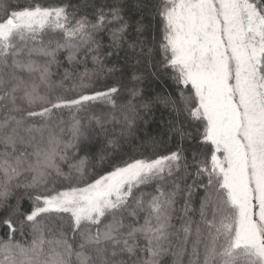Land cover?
<instances>
[{
    "label": "snow or ice",
    "instance_id": "snow-or-ice-1",
    "mask_svg": "<svg viewBox=\"0 0 264 264\" xmlns=\"http://www.w3.org/2000/svg\"><path fill=\"white\" fill-rule=\"evenodd\" d=\"M0 264H264V0H0Z\"/></svg>",
    "mask_w": 264,
    "mask_h": 264
},
{
    "label": "trees",
    "instance_id": "trees-1",
    "mask_svg": "<svg viewBox=\"0 0 264 264\" xmlns=\"http://www.w3.org/2000/svg\"><path fill=\"white\" fill-rule=\"evenodd\" d=\"M153 128H155V125H153Z\"/></svg>",
    "mask_w": 264,
    "mask_h": 264
}]
</instances>
